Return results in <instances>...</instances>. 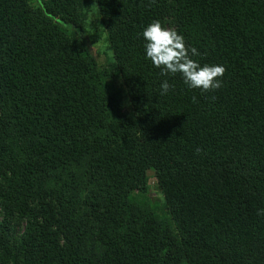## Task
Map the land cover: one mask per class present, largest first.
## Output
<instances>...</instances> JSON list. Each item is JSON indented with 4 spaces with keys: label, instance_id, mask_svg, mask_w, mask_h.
I'll return each instance as SVG.
<instances>
[{
    "label": "trees",
    "instance_id": "16d2710c",
    "mask_svg": "<svg viewBox=\"0 0 264 264\" xmlns=\"http://www.w3.org/2000/svg\"><path fill=\"white\" fill-rule=\"evenodd\" d=\"M31 1L0 0V179L27 219L23 264H264V0H96L108 70L85 39L87 0ZM156 20L224 67L220 88L145 59ZM149 170L172 223L133 199ZM10 240L2 228L7 256Z\"/></svg>",
    "mask_w": 264,
    "mask_h": 264
},
{
    "label": "rangeland",
    "instance_id": "374dc122",
    "mask_svg": "<svg viewBox=\"0 0 264 264\" xmlns=\"http://www.w3.org/2000/svg\"><path fill=\"white\" fill-rule=\"evenodd\" d=\"M47 1V0H40ZM89 7L85 10V39H87L90 53L97 60L102 70H108V67L115 68V55L108 40L106 30L99 16V7L96 0H87ZM31 6H38V1L32 0ZM169 30H175V27L169 20L167 24ZM108 83L115 91L122 94L123 108L128 114L132 112L128 90L121 74L115 71V75H110ZM149 183L145 192L133 193L134 201L138 203H148L156 215L172 223L171 216L166 206L164 193L158 186V180L154 170L148 171ZM6 194V184L0 179V231L6 227L11 237L12 256L4 255L0 252V264H23V254L21 251V240L26 228L27 219H24L16 213V210L4 199Z\"/></svg>",
    "mask_w": 264,
    "mask_h": 264
},
{
    "label": "clouds",
    "instance_id": "9594fccd",
    "mask_svg": "<svg viewBox=\"0 0 264 264\" xmlns=\"http://www.w3.org/2000/svg\"><path fill=\"white\" fill-rule=\"evenodd\" d=\"M145 59L160 69L161 75L179 74L187 88L201 92L220 88L225 69L219 64H203L193 59L199 55L195 47L185 45L184 38L174 30L164 27L159 20L149 23L142 30ZM168 80L160 83V95H166ZM264 214V209L258 210Z\"/></svg>",
    "mask_w": 264,
    "mask_h": 264
}]
</instances>
